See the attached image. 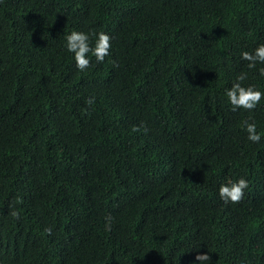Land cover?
Returning a JSON list of instances; mask_svg holds the SVG:
<instances>
[{
  "label": "trees",
  "instance_id": "16d2710c",
  "mask_svg": "<svg viewBox=\"0 0 264 264\" xmlns=\"http://www.w3.org/2000/svg\"><path fill=\"white\" fill-rule=\"evenodd\" d=\"M262 43L264 0H0V264H264V99L225 94Z\"/></svg>",
  "mask_w": 264,
  "mask_h": 264
},
{
  "label": "clouds",
  "instance_id": "9594fccd",
  "mask_svg": "<svg viewBox=\"0 0 264 264\" xmlns=\"http://www.w3.org/2000/svg\"><path fill=\"white\" fill-rule=\"evenodd\" d=\"M95 36L94 47L90 44V34L73 30L66 35L67 51L74 54L76 67L83 72L91 66V60L88 58L89 54L95 57L97 63H103L105 58L109 56L112 47L111 37L105 32L101 31L98 34L92 33ZM243 60L247 61L249 69H256L257 64H264V43L260 44L253 52L244 51L241 53ZM261 76H264V67L259 69ZM247 79V73H240L230 89L226 90V96L232 111L244 109L245 111H252L264 99V92L257 90L255 86H242V82ZM95 103V98L92 97L86 100V104L91 106ZM243 127L248 134V140L259 144L261 142V135L257 131V126L254 122L249 120L243 121ZM135 130H139L138 128ZM249 187V182L240 178L237 181H228L222 184L219 188V196L225 204L240 203L244 197L245 190ZM10 215L19 219L20 213L18 211H11ZM196 259L200 264H211V257L208 254L197 255Z\"/></svg>",
  "mask_w": 264,
  "mask_h": 264
}]
</instances>
